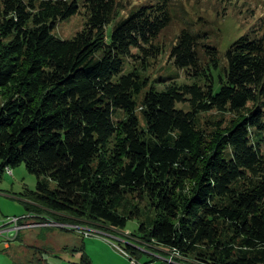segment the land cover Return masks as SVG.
<instances>
[{
    "label": "trees",
    "instance_id": "16d2710c",
    "mask_svg": "<svg viewBox=\"0 0 264 264\" xmlns=\"http://www.w3.org/2000/svg\"><path fill=\"white\" fill-rule=\"evenodd\" d=\"M82 11L75 36L54 34ZM177 19L170 61L193 82L157 90L127 64L157 59ZM198 23L174 0L123 17L119 0H0V174L37 175L29 210L68 229L136 218L143 243L199 264H264V34L222 60Z\"/></svg>",
    "mask_w": 264,
    "mask_h": 264
},
{
    "label": "rangeland",
    "instance_id": "374dc122",
    "mask_svg": "<svg viewBox=\"0 0 264 264\" xmlns=\"http://www.w3.org/2000/svg\"><path fill=\"white\" fill-rule=\"evenodd\" d=\"M119 1L123 17L134 4L147 0ZM174 4L180 16L181 12L187 11L190 17L199 21L195 30L206 32L208 41L219 48L222 60L230 43L239 36L252 31L264 34V0H174ZM83 12L59 20L54 34L63 39L75 36L85 25L86 16ZM182 20H175L159 37L158 43L165 51L157 59L144 62L140 57L132 58L127 70L132 66L142 67L143 73L149 77L148 86L157 90L164 89L172 81L170 78L165 79L169 75L178 76L176 81L179 83L193 82L184 70L170 61V48L184 25ZM113 26L109 25V33ZM141 62L145 64L141 66ZM141 122L144 123V120ZM262 151L264 153V146ZM36 187L37 175L30 172L25 164L13 168V175L8 174L7 170L0 174V230H14L15 223L11 222L14 217H20L22 223L32 220L41 224L22 229L20 237L12 242L14 250L4 247L7 234L0 233V264H131V257L141 263L153 260L158 264H166L164 258L171 255L167 247L153 242L143 243L136 236L140 233V222L136 218L120 228L104 222L87 224L84 220H78L92 229L90 235L86 236L82 229H72V225L64 226L69 229L60 227L45 208H42V212L27 208L26 203L30 202L31 207L35 203L27 199L24 192L26 189L35 190ZM19 246L22 248L19 249ZM185 262L182 263L199 264L192 257H188Z\"/></svg>",
    "mask_w": 264,
    "mask_h": 264
},
{
    "label": "built area",
    "instance_id": "2783aa9c",
    "mask_svg": "<svg viewBox=\"0 0 264 264\" xmlns=\"http://www.w3.org/2000/svg\"><path fill=\"white\" fill-rule=\"evenodd\" d=\"M7 173L11 174V171H9V169H7ZM11 175H13V174H11ZM11 222L15 223V226L13 228L15 230V232L11 228H3L2 230H0V233L7 234V236H6L7 237V240H6L7 243H10L12 240H15L18 237V234L21 232V230L24 229L25 227H34L37 225H41L38 222L22 223L20 217L12 218ZM10 232H13V234H11ZM87 235H90V233L88 232ZM164 260H165L166 264H183L182 261L179 260L177 256H175V253L164 258ZM131 264H158V263L154 262L153 260L145 261L144 263H141L138 259H131Z\"/></svg>",
    "mask_w": 264,
    "mask_h": 264
},
{
    "label": "bare ground",
    "instance_id": "6f19581e",
    "mask_svg": "<svg viewBox=\"0 0 264 264\" xmlns=\"http://www.w3.org/2000/svg\"><path fill=\"white\" fill-rule=\"evenodd\" d=\"M128 62V61H127ZM7 169H9V171H11V174H13V169L12 168H7ZM6 169V170H7ZM76 225H74L73 227H75ZM76 227H78V228H81L82 229V231H84L83 233H84V235L86 236L87 235V233L89 232V233H91L90 231H92V229H89V228H87V227H79V226H76ZM95 230V229H94ZM95 232H96V230H95ZM93 234V233H92ZM138 244H139V242H137ZM140 244H142V243H140ZM139 249V248H138ZM142 249V248H141ZM144 249V248H143ZM168 253V252H167ZM173 253H175V256H177L178 257V259L179 260H183L182 262H185V260L187 259V257H184V256H182V255H180V253L178 252V251H172V252H170V254H173ZM132 259H135L134 257H131ZM185 263H187V262H185Z\"/></svg>",
    "mask_w": 264,
    "mask_h": 264
},
{
    "label": "crops",
    "instance_id": "0c3cea01",
    "mask_svg": "<svg viewBox=\"0 0 264 264\" xmlns=\"http://www.w3.org/2000/svg\"><path fill=\"white\" fill-rule=\"evenodd\" d=\"M6 239H7V237H6ZM16 240H17V239H16ZM12 242H13V241H11L10 243L5 242L4 247H5L6 249H8V250H14V249H13V244H12ZM3 244H4V243H3ZM18 248L21 249L22 247L19 246Z\"/></svg>",
    "mask_w": 264,
    "mask_h": 264
}]
</instances>
